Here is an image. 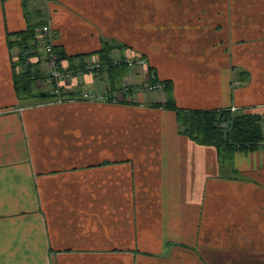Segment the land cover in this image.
Here are the masks:
<instances>
[{"label": "crops", "instance_id": "obj_1", "mask_svg": "<svg viewBox=\"0 0 264 264\" xmlns=\"http://www.w3.org/2000/svg\"><path fill=\"white\" fill-rule=\"evenodd\" d=\"M23 2L0 0V264H264V145L221 160L179 135L145 68L76 75L107 40L171 80L178 107L264 112V0H46L28 16L75 56L62 94L124 96L60 104L16 98Z\"/></svg>", "mask_w": 264, "mask_h": 264}, {"label": "trees", "instance_id": "obj_2", "mask_svg": "<svg viewBox=\"0 0 264 264\" xmlns=\"http://www.w3.org/2000/svg\"><path fill=\"white\" fill-rule=\"evenodd\" d=\"M23 5L26 6V3L23 2ZM36 12L40 16V12L38 10ZM24 15L26 17L25 30L7 37L9 51H19L16 58L11 57L10 53L14 92L18 101L45 102L50 100L52 95L34 89L35 82L44 77L42 72L38 70L39 62L31 64L28 61L33 52L36 53L41 47L36 39V32L40 26L45 25V21L32 22L26 9ZM101 43L99 51L90 55L97 56V60L107 71H115L116 68H128L124 63L113 64L111 62V51L124 49L123 46H118L107 40H102ZM52 50L57 56V65H60L64 60L75 57L71 56L72 58H69L60 46L54 44ZM90 55H80V57L86 59ZM144 68L148 71L150 82L153 84L160 83L162 85L161 90L166 95L164 104L153 106L162 107L175 114L179 135L186 137L197 145L214 148L221 160H228L231 155L236 153L256 151L264 145V115L240 110L232 112L230 108L199 110L178 107L172 98V81H158L152 68H149L147 64Z\"/></svg>", "mask_w": 264, "mask_h": 264}, {"label": "built area", "instance_id": "obj_3", "mask_svg": "<svg viewBox=\"0 0 264 264\" xmlns=\"http://www.w3.org/2000/svg\"><path fill=\"white\" fill-rule=\"evenodd\" d=\"M36 39L41 46L40 50L43 53V57L45 60L44 63L47 71V76H49V79L54 84L50 92L52 98L48 100V102L57 104L75 100H82L87 102H116L123 96L122 94H119V92L114 93L110 97H108L101 93L89 91H82L79 95H76L74 98H70L63 95L61 89L64 83L68 80H71L75 76H73V72L69 70L59 69V64L57 65V56L53 53L52 50L53 33L47 24L42 25L38 28L36 32ZM16 51L17 53L19 52L18 50ZM15 56L16 54L14 55V57ZM111 62L113 64L124 63L128 68L139 69H143L146 65V60L141 56L129 58L126 56H121L118 53H115L113 56H111ZM81 69L82 70L77 71L76 75H82L85 72H96L105 68L99 63L97 58H87L84 61L83 68ZM142 89L147 90L148 92L160 91L162 89V85L160 83L151 85L144 83L142 85ZM231 111L234 112L236 111V109L232 108Z\"/></svg>", "mask_w": 264, "mask_h": 264}, {"label": "rangeland", "instance_id": "obj_4", "mask_svg": "<svg viewBox=\"0 0 264 264\" xmlns=\"http://www.w3.org/2000/svg\"><path fill=\"white\" fill-rule=\"evenodd\" d=\"M29 1V0H28ZM45 1L46 0H31V4H29V2H27L26 3V6H25V9L27 10V13L28 14H32V15H34V11L35 10H38L39 12H41L43 15H44V10H45ZM40 9H41V11H40ZM31 15V16H32ZM42 49V48H41ZM43 51V50H42ZM40 52H41V50H40ZM10 53H11V57H13V58H16V56L14 57V52L12 51H10ZM17 54V53H16ZM42 54V53H41ZM147 64V63H146ZM138 69V68H137ZM44 75H45V77H43L41 80H39L38 82H35V88L38 90V91H43V90H45V87L43 86V83L45 82V80H47V79H49V76H47V71H45V70H43V72H42ZM145 79L147 80V77H145ZM46 83V82H45ZM37 84H39L40 86H37ZM40 90H39V89ZM136 90H138V87H136L135 88ZM38 104L40 103L39 101L37 102ZM37 103H35V104H37ZM256 114H260L261 116H263L264 115V112L262 111V112H260V113H258V112H256ZM201 251L202 252H204V250L201 248Z\"/></svg>", "mask_w": 264, "mask_h": 264}]
</instances>
